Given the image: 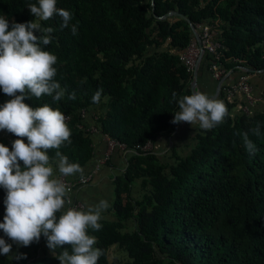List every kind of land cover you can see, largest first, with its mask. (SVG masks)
<instances>
[{
  "label": "trees",
  "instance_id": "trees-1",
  "mask_svg": "<svg viewBox=\"0 0 264 264\" xmlns=\"http://www.w3.org/2000/svg\"><path fill=\"white\" fill-rule=\"evenodd\" d=\"M29 3L37 0H0V16L10 26L28 22L34 19ZM57 7L72 13L69 28H60L58 16L42 26L54 29L45 50L58 57L55 79L67 94L58 102L49 96L24 102L34 108L48 104L69 117L71 144L60 151L71 163L85 168L94 159L91 127L118 142L116 150L132 153L114 182L117 220L89 231L104 252L98 264H264V91L252 80L264 74V0H57ZM171 12L186 19H162ZM191 24L211 27L223 45L219 61L210 54L204 61L213 78L214 62L233 70L218 98L230 115L210 131L197 126L188 153L174 149L169 158L160 157L143 148L178 134L181 123L171 122L178 111L172 94L192 95L194 72L182 59L195 39ZM242 75L251 77L253 104L241 93L227 97ZM99 89L102 101L93 104ZM72 93L76 98L69 100ZM9 99L0 90V106ZM91 110L98 112L92 123L82 116ZM257 125L259 136L251 131ZM245 132L257 146L255 155L245 148ZM15 139L0 131V143L10 150ZM5 195L0 188V222ZM0 237L8 240L2 230ZM13 245V254L26 259L0 255V264H59L44 237L29 247Z\"/></svg>",
  "mask_w": 264,
  "mask_h": 264
},
{
  "label": "clouds",
  "instance_id": "clouds-1",
  "mask_svg": "<svg viewBox=\"0 0 264 264\" xmlns=\"http://www.w3.org/2000/svg\"><path fill=\"white\" fill-rule=\"evenodd\" d=\"M27 9L34 19L25 23L12 22L10 26L9 20L0 16V90L11 97L0 106V131L18 137L11 150L0 143V188L6 193L0 230L17 248L29 247L41 237L46 238L47 247L59 264H98L104 252L95 247L97 238L89 231L102 229L100 221L110 205L102 199L83 210L72 206L71 190L61 177L82 175L83 168L71 163L60 151L71 144L67 117L48 104L34 108L24 102L42 96L58 102L67 94V89L55 79L58 57L45 50L53 41L54 29L43 27L42 22L58 16L63 30L69 28L73 16L70 11L58 8L57 0H37L29 3ZM77 31L72 25L71 33L76 35ZM75 98V93L68 95L69 100ZM172 98L178 105L173 124L184 122L210 131L230 115L222 100L203 92L179 99L173 93ZM108 99L104 96L103 102ZM101 101L99 89L92 96V103L98 105ZM251 131L259 136L260 126ZM25 137L27 143L22 139ZM243 141L249 155H255L257 146L247 132ZM50 150H55L54 156L49 155ZM57 249L61 250L59 254ZM0 255L9 260L26 259L22 254H12V244L2 237Z\"/></svg>",
  "mask_w": 264,
  "mask_h": 264
},
{
  "label": "crops",
  "instance_id": "crops-1",
  "mask_svg": "<svg viewBox=\"0 0 264 264\" xmlns=\"http://www.w3.org/2000/svg\"><path fill=\"white\" fill-rule=\"evenodd\" d=\"M204 57L200 61L198 67V80H197V90L208 94L209 96L215 98L216 91L219 82L212 77L211 73L207 68V63L204 61ZM252 80L259 85L264 91V74L252 75ZM232 82V79H226L224 85ZM242 95V93L240 94ZM220 97V96H219ZM243 97H240L242 99ZM259 100V99H258ZM98 112L96 110H91L89 115H86V120H90L92 123L95 115ZM197 127H192L191 125L181 122L178 128V134L172 137H158L154 142L150 143V147L146 151H150L160 157L169 158L173 154V150H177L178 153L184 154L189 152V146L193 144L192 138L195 135V130ZM93 147H94V159L91 161L90 165L83 168V174H77L71 176V178H82L90 175L91 180L87 185L80 186L76 189L70 191V195L73 201L72 206L81 204L83 209L89 204H96L100 200L108 201L110 207L103 213V219L100 221H116L117 218L114 212V201H115V187L114 182L116 177L120 175L121 172L125 171L127 161L131 157L132 153L128 151H122L115 149L109 159V163L102 165L100 169H96L97 161L102 159L106 153L107 143L103 135L99 133L92 134ZM27 143V141H24ZM136 191V190H135ZM82 209V210H83ZM127 228L129 231L133 230V223H127ZM6 242L12 244V254L14 253V243L11 240H6ZM46 251H43V256ZM47 254H51L46 252ZM112 257L118 255L117 251L114 249L112 252Z\"/></svg>",
  "mask_w": 264,
  "mask_h": 264
},
{
  "label": "built area",
  "instance_id": "built-area-1",
  "mask_svg": "<svg viewBox=\"0 0 264 264\" xmlns=\"http://www.w3.org/2000/svg\"><path fill=\"white\" fill-rule=\"evenodd\" d=\"M195 28L197 32L199 33L200 42H201L202 47L205 50V54H210L216 58V61H219L221 58L220 50L223 49V45L214 40L211 27L209 26L204 27L202 25H198ZM200 56H201V49L199 48L197 44V40L194 39L191 43V46L189 47L188 52L182 58L189 71L194 72L198 64V60L200 59ZM210 71L213 73V76L216 80H221L223 78L229 77L233 73V70L229 71L228 69L223 67L219 62H214L210 67ZM250 79L251 77L249 75H242L238 79V81H236L235 83H232L229 86V88L226 90L227 97L232 99L236 96V94L242 93L248 98L250 104H253L255 102V99H253L252 97V88L250 86ZM246 111L247 112L249 111L248 108L246 109ZM82 116L83 118L84 117L86 118V113L84 111H83ZM66 117H67L66 122H68L69 117L68 116ZM87 131L92 134L99 133V130L96 127H91L90 129H87ZM104 139L107 143V151L105 153V156L102 159L97 161L96 169H100L102 165H105V163H107V161L110 159L115 148L119 146V143L116 142L115 140H112L109 136L105 135ZM121 147L125 148L124 146H121ZM149 147H150V143L147 144L143 148V150H148ZM61 179L63 180L65 185L70 190H72L80 186L87 185L91 180V176L88 175L78 180L70 179L69 177H61ZM74 207H77L78 209H81V210L83 209V206L81 204L75 205Z\"/></svg>",
  "mask_w": 264,
  "mask_h": 264
},
{
  "label": "water",
  "instance_id": "water-1",
  "mask_svg": "<svg viewBox=\"0 0 264 264\" xmlns=\"http://www.w3.org/2000/svg\"><path fill=\"white\" fill-rule=\"evenodd\" d=\"M171 16H176V17H179L181 19H186V17L183 14L179 13V12H171V13H168L164 17H162V19H167V18H169ZM188 22L191 23L190 20H188ZM190 26H191L192 33L194 34V37L197 40V44H198L199 48L201 49V56H200V59L198 60V64L196 66V69L194 70V74H193L194 80H193V82L191 84L192 94H195V92L198 91L197 90V80H198V75H199L198 74V67L200 65V61L202 60V58L205 55V50H204V48L201 45L200 38H199V33L197 32L195 26L192 25V24ZM249 71L252 72V73L254 72L252 70H249ZM226 79L227 78H223V79H221L219 81V84H218V87H217V91H216V96H215L214 99H218L219 98V96H220V94L222 92V88L224 86V83H225Z\"/></svg>",
  "mask_w": 264,
  "mask_h": 264
},
{
  "label": "rangeland",
  "instance_id": "rangeland-1",
  "mask_svg": "<svg viewBox=\"0 0 264 264\" xmlns=\"http://www.w3.org/2000/svg\"><path fill=\"white\" fill-rule=\"evenodd\" d=\"M250 86H251V84H250ZM251 88H252V93H253V87L251 86ZM80 179V178H79ZM78 180V179H77Z\"/></svg>",
  "mask_w": 264,
  "mask_h": 264
}]
</instances>
